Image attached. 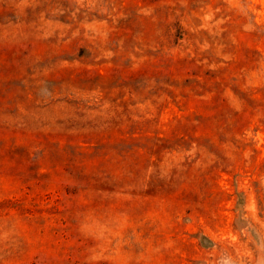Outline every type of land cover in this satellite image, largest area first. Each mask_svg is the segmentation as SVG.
Segmentation results:
<instances>
[{"label":"rangeland","instance_id":"374dc122","mask_svg":"<svg viewBox=\"0 0 264 264\" xmlns=\"http://www.w3.org/2000/svg\"><path fill=\"white\" fill-rule=\"evenodd\" d=\"M0 264H264V0H0Z\"/></svg>","mask_w":264,"mask_h":264}]
</instances>
